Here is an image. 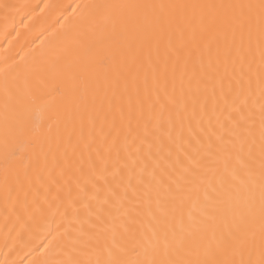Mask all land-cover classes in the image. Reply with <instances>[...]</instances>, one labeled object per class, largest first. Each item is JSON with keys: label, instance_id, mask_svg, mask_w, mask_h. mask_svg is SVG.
<instances>
[{"label": "bare ground", "instance_id": "6f19581e", "mask_svg": "<svg viewBox=\"0 0 264 264\" xmlns=\"http://www.w3.org/2000/svg\"><path fill=\"white\" fill-rule=\"evenodd\" d=\"M260 3L0 0V264H264Z\"/></svg>", "mask_w": 264, "mask_h": 264}, {"label": "snow or ice", "instance_id": "6c2138e0", "mask_svg": "<svg viewBox=\"0 0 264 264\" xmlns=\"http://www.w3.org/2000/svg\"><path fill=\"white\" fill-rule=\"evenodd\" d=\"M5 7L7 8V7H9L8 5H5ZM240 7H253L252 5H248V6H240ZM259 7H260V10H261V19H262V22H264V0H261V3H260V5H259ZM229 87H231V84H229ZM222 95H224V93L222 92ZM233 111H235L236 113H239L240 111H241V109L240 108H234L233 109ZM230 122H233L234 123V125H236V126H238L239 125V123H240V121L239 120H236L235 119V117H233V115H232V113L231 112H229V115H228V118H227ZM119 133L117 132V135H118ZM113 143L115 144V139L113 140ZM150 264H156V262L155 261H152V262H150ZM226 264H231V262H226Z\"/></svg>", "mask_w": 264, "mask_h": 264}]
</instances>
